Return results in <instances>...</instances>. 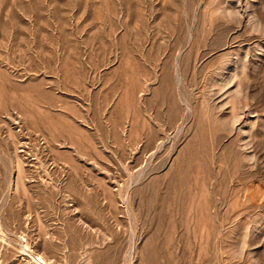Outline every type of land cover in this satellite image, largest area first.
<instances>
[{"label": "rangeland", "instance_id": "374dc122", "mask_svg": "<svg viewBox=\"0 0 264 264\" xmlns=\"http://www.w3.org/2000/svg\"><path fill=\"white\" fill-rule=\"evenodd\" d=\"M0 264H264V0H0Z\"/></svg>", "mask_w": 264, "mask_h": 264}, {"label": "bare ground", "instance_id": "6f19581e", "mask_svg": "<svg viewBox=\"0 0 264 264\" xmlns=\"http://www.w3.org/2000/svg\"><path fill=\"white\" fill-rule=\"evenodd\" d=\"M40 260V259H39ZM41 260H43L42 258H41Z\"/></svg>", "mask_w": 264, "mask_h": 264}]
</instances>
